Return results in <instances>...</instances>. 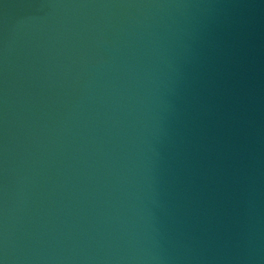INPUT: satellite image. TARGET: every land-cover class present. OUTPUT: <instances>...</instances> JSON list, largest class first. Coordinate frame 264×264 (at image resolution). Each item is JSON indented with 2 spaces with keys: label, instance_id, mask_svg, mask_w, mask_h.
Masks as SVG:
<instances>
[{
  "label": "water",
  "instance_id": "95a60500",
  "mask_svg": "<svg viewBox=\"0 0 264 264\" xmlns=\"http://www.w3.org/2000/svg\"><path fill=\"white\" fill-rule=\"evenodd\" d=\"M141 0H0V264H96Z\"/></svg>",
  "mask_w": 264,
  "mask_h": 264
}]
</instances>
